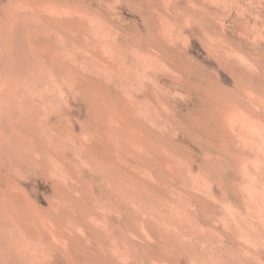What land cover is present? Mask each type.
Returning a JSON list of instances; mask_svg holds the SVG:
<instances>
[{"label":"rangeland","instance_id":"1","mask_svg":"<svg viewBox=\"0 0 264 264\" xmlns=\"http://www.w3.org/2000/svg\"><path fill=\"white\" fill-rule=\"evenodd\" d=\"M263 148L264 0H0V264H264Z\"/></svg>","mask_w":264,"mask_h":264},{"label":"bare ground","instance_id":"2","mask_svg":"<svg viewBox=\"0 0 264 264\" xmlns=\"http://www.w3.org/2000/svg\"><path fill=\"white\" fill-rule=\"evenodd\" d=\"M167 21H168V20H167ZM99 25H100V24H99ZM92 26H93V25H92ZM97 27H98V23H97ZM98 28H99V27H98ZM102 30H103V29H102ZM95 32H96V31H95ZM96 34H98V33H96ZM101 34H102V33H101ZM6 35H7V34H6ZM94 37H95V36H94ZM107 41H108V40H107ZM101 43H102V42H101ZM106 45H107V43H106ZM115 48H116V47H115ZM73 53H74V52H73ZM4 56H5V55H4ZM6 56H7V55H6ZM87 56H88V55H87ZM32 60H33V59H32ZM27 61H28V60H27ZM16 62H17V61H16ZM12 63H13V62H12ZM139 65H140V64H139ZM14 67H15V66H14ZM18 67H20V66H18ZM18 69H19V68H18ZM15 71H17V69H16ZM165 71H166V70H165ZM31 74H32V73H31ZM34 84H35V83H34ZM231 121H232V120H231ZM245 121H246V120H245ZM158 124H159V123H158ZM243 124H244V123H243ZM257 124H258V123H257ZM257 124H256V126H258ZM230 127H231V126H230ZM237 127H238V126H237ZM237 127H236V128H237ZM109 129H110V128H109ZM235 130H236V129H235ZM238 133H239V132H238ZM240 133H241V132H240ZM241 135H242V134H241ZM110 136H111V135H110ZM254 136H255V135H254ZM242 139H243V138H242ZM127 141H128V140H127ZM245 144H247V143H245ZM263 149H264V148H263ZM252 150H253V149H252ZM254 151H255V150H254ZM256 154H257V153H256ZM259 158H260V156H259ZM257 159H258V158H257ZM257 159H256V160H257ZM242 163H243V162H242ZM121 164H122V163H121ZM253 168H255V167H253ZM261 168H262V167H261ZM259 170H260V169H259ZM259 172H260V171H259ZM114 173H115V172H114ZM116 174H117V173H116ZM253 174H254V173H253ZM113 175H114V174H113ZM244 175H245V174H244ZM250 175H251V174H250ZM254 176H256V175H254ZM262 177H263V176H262ZM245 178H246V177H245ZM263 178H264V177H263ZM263 178H262V179H263ZM108 179H109V178H108ZM126 180H127V179H126ZM112 182H113V181H112ZM133 182H134V181H133ZM116 184H117V183H116ZM123 186H124V185H123ZM242 186H243V185H242ZM254 188H255V187H254ZM148 190H149V189H148ZM245 190H246V189H245ZM259 192H260V191H259ZM134 195H135V194H134ZM249 195H250V194H249ZM249 195H248V196H249ZM157 197H158V196H157ZM140 200H141V199H140ZM259 200H260V199H259ZM122 201H123V200H122ZM249 201H250V200H249ZM256 201H257V200H256ZM107 204H108V203H107ZM246 205H247V204H246ZM150 206H151V205H150ZM255 208H256V207H255ZM249 209H250V208H249ZM256 209H257V208H256ZM112 211H113V210H112ZM154 213H155V212H154ZM156 213H157V212H156ZM12 216H13V215H12ZM94 217H95V216H94ZM102 222H103V221H102ZM165 222H166V221H165ZM193 223H194V222H193ZM170 224H171V223H170ZM179 224H180V223H179ZM12 226H13V225H12ZM192 226H193V225H192ZM13 227H14V226H13ZM174 227H175V226H174ZM247 228H248V227H247ZM9 229H10V228H9ZM13 229H14V228H13ZM198 229H199V228H198ZM191 230H192V229H191ZM199 230H200V229H199ZM11 231H12V230H10V233H11ZM181 232H182V231H181ZM19 234H20V233H19ZM19 234H18V235H19ZM168 236H170V235H168ZM8 237H9V236H8ZM196 237H197V236H196ZM11 239L13 240L12 237H11ZM18 239H19V238H18ZM10 242H12V241H10ZM183 242H185V241H183ZM6 243H7V242H6ZM19 244H20V243H19ZM19 244H18V245H19ZM11 245H12V244H11ZM13 245H14V244H13ZM13 245H12V246H13ZM184 245H185V244H184ZM10 247H11V246H10ZM19 247H20V246H19ZM38 248H39V247H38ZM20 250H21V249H20ZM22 251H23V250H22ZM25 253H26V252H25ZM25 253H24V254H25ZM29 253H30V252H29ZM13 254H14V253H13ZM29 255H30V254H29ZM22 258H24V257H22ZM16 261H18V260H16ZM36 263H37V262H36ZM221 263H222V262H221ZM27 264H28V263H27Z\"/></svg>","mask_w":264,"mask_h":264}]
</instances>
